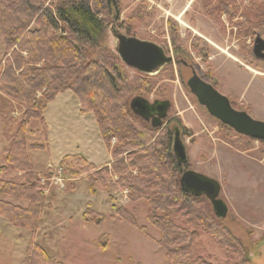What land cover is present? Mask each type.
Segmentation results:
<instances>
[{"label": "rangeland", "instance_id": "rangeland-1", "mask_svg": "<svg viewBox=\"0 0 264 264\" xmlns=\"http://www.w3.org/2000/svg\"><path fill=\"white\" fill-rule=\"evenodd\" d=\"M61 1L50 0V3L56 6ZM227 3L229 6L222 12L214 4H206L205 0H120L119 13L113 11L108 17L100 45L118 58V68L123 76H127L130 82L137 79L143 82L141 85L145 91L133 95L132 100L143 97L152 103L156 100L171 102L166 126L181 130L188 153L186 170L224 179L227 186L222 191V199L229 207V214L222 223L248 248L251 264H264V144L248 139L241 142L242 137L213 118L187 86L196 72L229 99L236 110L264 122V62L253 55L256 39L253 31L246 36L240 35V27L247 22L251 23L250 28H255L257 18L263 12L264 0H228ZM35 28L33 25L32 29ZM114 28L128 37L160 46L167 56L174 58V63L153 77L142 76L128 68L116 53L118 42L113 34ZM5 54V39L0 28V78L5 68ZM241 95L246 100H242ZM76 98L80 111L68 115L64 122L68 134L63 132L64 127L59 129L62 134L51 152H48L51 149L47 143L48 130H43L38 121L32 122L28 128V145L43 147L41 150L33 148L32 161L39 171L50 165L47 171L53 170L54 174L42 180V185L46 186L45 208L34 235L28 229L14 227L7 220L11 227L23 230V242H29L24 264L31 240L42 248L48 243L50 250L44 249L53 260L62 264H173L158 244L160 232L148 220L152 210L146 202H130L123 189H94L87 176L74 178L69 169L60 168L65 157L74 156L67 155L59 161L65 142H77L82 147L88 144L93 151L99 142L105 145L103 138L98 139L102 136L97 121L92 119L94 114H83L81 102ZM25 111L26 106L0 93V166L8 168L5 173L11 167L4 163L2 149L4 144L9 148ZM79 114L85 117L80 119ZM160 135L161 132L157 138ZM115 145L112 141V148ZM107 157L106 151H102L97 163ZM11 170L13 173H8L7 180L25 178L26 181L23 173ZM202 199L201 208L206 214L212 212L214 215L209 200ZM15 200L22 205L25 202L26 208L9 203L17 208H29L27 201ZM120 209L132 215L137 226L119 217ZM87 212L93 214L96 223L86 221ZM158 216L168 217L177 226L198 234L192 244L196 257L211 264H239L238 256L228 255L201 228L191 226L173 213L160 212ZM238 216L246 220H240ZM141 227L146 228V232L140 231ZM260 239L263 245L259 244ZM11 249L8 246V252Z\"/></svg>", "mask_w": 264, "mask_h": 264}, {"label": "trees", "instance_id": "trees-1", "mask_svg": "<svg viewBox=\"0 0 264 264\" xmlns=\"http://www.w3.org/2000/svg\"><path fill=\"white\" fill-rule=\"evenodd\" d=\"M205 1L222 12L229 6L228 0ZM119 9L120 0H62L56 6L50 0H0V28L6 45L0 93L26 106L5 156L6 164L23 173L26 181L16 184L0 180V216L14 227L35 234L45 208L46 186L42 180L50 178L54 171L37 173L31 164L28 128L38 121L47 131L44 113L48 106L59 95L72 91L81 102V112L94 114L112 163L96 168L85 157L74 155L65 157L60 168L69 169L74 178L87 176L94 189H123L130 202H146L152 210L148 220L160 232L158 244L171 263L211 264L193 253L192 244L198 234L177 226L168 217L158 216L160 212L173 213L191 226L201 228L228 255L238 256L239 264H251L248 248L212 212L206 214L201 208L204 199L182 190L183 169L174 158V135L169 125L154 129L132 113L131 97L145 91L143 82L139 79L130 82L123 76L118 58L100 45L108 17L113 11L118 14ZM33 25L37 28L32 29ZM250 25L247 22L240 27L241 36L253 31L252 35L264 38V8L255 28ZM239 136L243 143L245 139L254 141ZM112 141L116 143L113 148ZM7 170L4 167L0 171ZM5 196L27 201L29 208H17L2 201ZM117 214L137 226L134 217L124 209ZM85 216L86 221L96 223L90 212ZM139 230L146 232L144 227ZM26 264L62 263L53 260L31 240Z\"/></svg>", "mask_w": 264, "mask_h": 264}, {"label": "water", "instance_id": "water-1", "mask_svg": "<svg viewBox=\"0 0 264 264\" xmlns=\"http://www.w3.org/2000/svg\"><path fill=\"white\" fill-rule=\"evenodd\" d=\"M113 34L118 42L116 53L121 61L140 74L153 77L166 66L174 63L173 57L167 56L163 48L152 42L128 37L120 33L117 28L113 29ZM253 55L257 60L264 62V39L260 35H257L254 41ZM187 86L198 103L206 108L213 118L239 135L264 142V122L252 119L244 111L236 110L229 99L222 96L213 85L202 80L196 72H193ZM130 109L136 117L151 124L154 129H160L164 127L168 118L171 102L156 100L152 103L143 97H136L131 101ZM172 132L174 158L183 169L182 190L195 198L208 199L215 217L224 221L228 217L229 207L222 199L221 184L204 174L186 170L188 153L181 137V130L179 127H174Z\"/></svg>", "mask_w": 264, "mask_h": 264}, {"label": "crops", "instance_id": "crops-1", "mask_svg": "<svg viewBox=\"0 0 264 264\" xmlns=\"http://www.w3.org/2000/svg\"><path fill=\"white\" fill-rule=\"evenodd\" d=\"M260 91H263V89L260 88ZM239 97H241L242 100L245 99L243 97V95H241ZM79 104L80 103L78 102V99L76 98V96L74 94H72L71 91H67L66 93L58 96L56 101H54L53 103H51L48 106L47 110L44 113V118H45V121H46V124L48 127V135H47L48 142L47 143L49 145V148H51L50 150H48V152H51L52 150H54L57 147L58 143L56 142V139L59 136H61V134H62L61 133L62 131H60L59 129L64 127L63 132L65 133V131L67 130V129L65 130L67 123L64 124V122L67 121L66 118L69 117L68 115H71L72 111H76V112L80 111V105ZM77 106H79V107H77ZM70 108L72 109L71 111H69ZM49 114H50V117H48ZM77 117L82 119L85 116L79 114V116H77ZM92 119H93V121L96 122V119L94 118V116H92ZM56 122H58V124H56ZM69 130H70V128H68V131ZM65 134H68V133H65ZM89 138H92V137L90 136ZM101 138L102 137H99L98 139L102 140ZM95 141L98 142L97 140H95ZM63 145L65 146V148L63 147L64 150L62 151V153L59 156V161L62 160L67 155H82L90 163H93L99 167H103L106 165L108 166L112 163V157H111L110 153L108 152L106 146L103 144V142H99L98 148H95L94 151L90 149L91 145H88V144H84V146L82 147L80 145H77V142H75V144H74L71 141H67ZM7 149H8V145L4 144L3 149H2V151H4V158H3L4 163H5V156L7 153ZM32 151H33V148L30 145L29 151H28L29 157H30V161H31L32 165L35 167L36 172L43 173V172L47 171L48 169H50V165H49L46 169L39 171L31 159V152ZM102 151H106V153L109 155V158L107 157V159H105L103 162L101 161L102 163H97V162H100L98 160H100V153ZM4 167H6V166L1 165L0 170ZM8 173H13L11 168H9ZM8 173H4V172L0 171V180L9 181V182H13L16 184H23L25 182V178H22L18 181L7 180L5 177L8 175ZM209 176H210V178L211 177L215 178L221 184L222 191L224 192V188L227 186L226 183L224 182V179H219L218 177H214L212 175H209ZM2 201L17 204L18 206L21 205L24 208H26V206H27V204L25 202L22 205V204L18 203L15 199H12V198L4 197V198H2ZM47 215L51 216L50 212L47 213ZM43 218H45V214H44ZM238 218L240 220H244V219L246 220V218L242 219L240 216H238ZM71 219L72 218H69V220H71ZM24 233H26V232H24ZM17 234H18V238L16 237ZM22 236H24L23 230L15 229L14 227H11L8 224L7 220L0 216V264H24L25 252H26V249H27L29 242H28V240L23 242ZM46 245L47 246L46 247L44 246V248L47 250L49 248V250H50V245L48 243ZM8 246L12 247L10 252H8ZM52 257L56 258V256H54V255Z\"/></svg>", "mask_w": 264, "mask_h": 264}, {"label": "flooded vegetation", "instance_id": "flooded-vegetation-1", "mask_svg": "<svg viewBox=\"0 0 264 264\" xmlns=\"http://www.w3.org/2000/svg\"><path fill=\"white\" fill-rule=\"evenodd\" d=\"M185 64H186V63H185ZM166 123H167V121H165V125H164V127L166 126ZM262 241H263V240L260 239V242H259L260 245L262 244ZM262 245H263V244H262Z\"/></svg>", "mask_w": 264, "mask_h": 264}]
</instances>
